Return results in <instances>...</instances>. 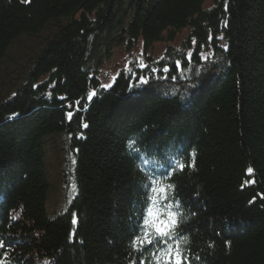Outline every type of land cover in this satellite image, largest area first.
Wrapping results in <instances>:
<instances>
[{"label":"trees","instance_id":"16d2710c","mask_svg":"<svg viewBox=\"0 0 264 264\" xmlns=\"http://www.w3.org/2000/svg\"><path fill=\"white\" fill-rule=\"evenodd\" d=\"M139 42L171 45L158 70L135 64L103 86L106 60ZM9 63L2 264H151L153 246L131 240L149 172L169 165L155 187L168 188L191 264H264V0H0V73ZM144 149L160 155L144 163ZM52 155L78 192L49 219Z\"/></svg>","mask_w":264,"mask_h":264},{"label":"snow or ice","instance_id":"6c2138e0","mask_svg":"<svg viewBox=\"0 0 264 264\" xmlns=\"http://www.w3.org/2000/svg\"><path fill=\"white\" fill-rule=\"evenodd\" d=\"M176 67H180L179 61L176 62ZM141 83L146 84L147 80L141 77ZM93 95H95L94 92L88 99L90 100ZM72 115V112L67 113L69 119H71ZM144 152L146 154L144 163L148 162L147 157L160 155V153L150 152L147 149H144ZM137 158H139V154H137ZM176 167L182 170L185 165L178 163ZM169 168H171V171L165 169L163 172H156L153 169L148 174V182L143 186L145 202L142 209L138 210L141 213L140 218L143 222L138 226L137 234L133 235L131 245L133 251L140 252L144 250L145 245H152L154 251H151L148 257L151 264H191L190 259L180 247V240L184 238V234L177 235L175 232L180 220L177 218V213L171 211L173 204L168 196V188L167 186L159 189L155 187L158 180L169 179L174 174L175 167L169 165ZM251 171L249 169L250 173ZM172 188L174 191L175 186L173 185ZM0 195L6 196V192L0 189ZM175 203L178 207H182V202L175 201ZM156 205H158V208L154 207ZM4 247L3 240H0V248ZM140 264H145V261L142 259Z\"/></svg>","mask_w":264,"mask_h":264},{"label":"rangeland","instance_id":"374dc122","mask_svg":"<svg viewBox=\"0 0 264 264\" xmlns=\"http://www.w3.org/2000/svg\"><path fill=\"white\" fill-rule=\"evenodd\" d=\"M188 30L183 31L177 38V40L172 44V49L179 50L183 42L188 36ZM168 43H158L149 50L144 52L142 48V43L139 42L130 53L125 49L121 48L115 50L111 57L106 60L103 68L100 70L99 78L101 84L105 87H111L115 79L123 71L132 69L133 65H140L142 69L152 66L151 68L154 71L158 70V65L161 63L162 59L166 58L167 52L169 50ZM190 50L187 53V58H191ZM209 55V54H208ZM207 54H203L202 58H206ZM189 58V59H190ZM205 65H199L193 69H190L187 74H193L195 76H201L204 74ZM15 66V63L4 64L1 67V73L4 74V71H9ZM5 67V68H4ZM2 68H4L2 70ZM185 76V75H184ZM178 92V91H176ZM163 93H169V91H163ZM69 157L68 154L64 153ZM68 157L66 160H68ZM50 166L48 167V179L50 183L49 193L47 197L46 212L49 219H53L58 214L65 212L69 205L72 204L75 196L77 195L78 189L76 186V179L73 173L68 166V162L65 164L58 163V159L55 155L50 157Z\"/></svg>","mask_w":264,"mask_h":264}]
</instances>
